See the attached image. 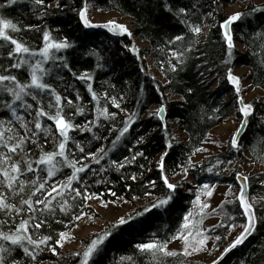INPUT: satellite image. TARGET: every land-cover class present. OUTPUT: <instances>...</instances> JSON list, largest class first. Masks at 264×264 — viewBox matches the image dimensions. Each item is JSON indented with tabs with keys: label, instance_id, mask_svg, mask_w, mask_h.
<instances>
[{
	"label": "trees",
	"instance_id": "1",
	"mask_svg": "<svg viewBox=\"0 0 264 264\" xmlns=\"http://www.w3.org/2000/svg\"><path fill=\"white\" fill-rule=\"evenodd\" d=\"M237 1L87 0L88 6L96 5L101 11H115L123 17L131 18L129 28L136 26L131 29V38H116L105 33L85 30L78 18L79 11L85 7V0H59V7L57 0H44L42 6L24 0L2 11L6 18L20 22L21 26L34 25L49 31L55 40L67 39L72 47L56 55L65 57L73 72L92 74L91 84L101 97V106L107 107L109 113L115 114L114 119L101 117L98 122L100 126L93 127L92 132L71 133L74 139L85 147L87 153L95 152L99 148H104L107 153L100 164H95L91 159H84V154L78 153L75 146L70 144V150L76 152L84 164L90 166L86 173L81 174L83 183L74 186L86 189L87 193H94L108 203L118 198L126 202L146 201V204L136 206L124 218L127 220L126 224H108L104 231L86 238L82 250L79 251L81 256L76 253L63 254L55 241L60 232L67 233L78 223L70 216L80 214L81 208L84 215H89L92 209L86 201L81 202V207L74 208L68 216L58 214L56 218L61 219L63 223L56 224L53 220L50 227L41 230L45 235H52L53 241L49 242V248L56 249L55 255L45 250L42 254L43 262L81 264L82 253L90 241L97 235L111 230L112 235L105 241L100 253L93 258L94 264H151L152 257L140 253L136 245L149 243L153 239L166 240L173 236L183 222V217L193 210V201L203 184H228L240 188L236 179L239 168L230 171L229 167L232 163L238 164L242 160H248L246 152L250 153L252 161L264 165V97H259L251 102L254 113L248 119L247 130L239 140L240 151L232 149L228 143L224 153L211 155L198 163L191 161L194 167L189 173L197 183L191 185L180 180L179 183L183 186L178 189V195L167 207L151 208L157 197L166 191L157 166L161 154L168 152L165 158L166 174L179 173L189 157L195 154L196 149L201 148L211 131L229 117L232 109L237 108L235 91L226 80L227 70L234 72L239 67H248L250 73L241 79H247L252 86L264 92V64L261 63L264 58V42L259 37V34L264 32V4H247L240 11L244 16L232 26L235 48L229 58L227 41L222 30L223 23L229 17L224 7ZM54 2L55 6L51 7ZM0 3H6V0H0ZM252 7L256 8L255 12L250 11ZM182 8L187 10L186 15L179 12ZM197 25L202 28L200 35L190 30ZM15 35H22L36 50L43 46L40 31H26ZM177 35L183 36L184 40L170 43ZM133 38L146 45L136 47ZM237 45L244 46L247 50L242 51ZM93 52L99 54V63H102L103 67L97 66V56L90 55ZM180 53L183 54L180 56L182 63H178L174 58V54ZM149 61L165 79V83L156 79L150 70ZM4 63L11 62L5 60ZM173 65L176 71H172ZM49 66L51 65H46ZM12 72L18 74L15 69H12ZM62 75L63 83L59 90L73 99L74 103L85 107V115L75 117L76 122L84 124L95 119L96 102L87 91V84L76 80L67 70H64ZM22 78H27L26 72ZM65 88L67 91H64ZM105 93L109 99L103 98ZM77 95L81 97L80 100L75 99ZM173 95L177 98L172 99ZM113 96L120 104L119 108L111 103L110 98ZM155 107L165 108V123L161 122L158 114L150 115L156 112ZM131 113L138 114L135 123H132L129 131L117 141L116 137ZM237 116L240 117L239 112ZM6 118L5 113L0 111V119ZM179 131L183 133L184 139L180 138ZM169 143L172 144L171 148L167 147ZM140 152L144 155H137L132 164L127 163L126 158L131 159ZM113 160L125 163L126 167L117 170L111 164ZM213 165L218 167L209 173L207 169ZM101 167L107 171H100ZM65 172L70 174L71 170L65 169ZM217 172L219 175L215 174ZM133 176L136 177L135 180L132 179ZM58 178L65 179L63 175ZM153 181L155 187L152 185ZM112 192L116 195L113 196ZM200 195L204 193L201 192ZM248 200L253 203L256 228L246 243L231 251L220 264H264V170L248 176ZM230 201L233 203L223 202L216 211H209L208 208L209 214L204 219L205 221L212 216L220 218L217 224L220 226L208 228L213 230L207 233L211 237H221L217 246L224 243V232L232 224L239 226L247 223L239 200L235 198ZM69 203H72L70 198ZM145 208L151 210L145 211ZM225 212L234 219L229 220L224 216ZM16 256L17 259H26L19 252ZM128 257L132 259L129 261L126 259ZM160 262L199 264L179 254L176 257L161 256ZM90 264L93 262L90 261Z\"/></svg>",
	"mask_w": 264,
	"mask_h": 264
},
{
	"label": "snow or ice",
	"instance_id": "2",
	"mask_svg": "<svg viewBox=\"0 0 264 264\" xmlns=\"http://www.w3.org/2000/svg\"><path fill=\"white\" fill-rule=\"evenodd\" d=\"M22 2L24 0H6V3H0V111H3L7 117L0 119V264H43L42 254L45 250L51 251L53 255L56 254L55 248H49V242L53 241L52 235H45L41 230L50 227L53 220L56 224L63 223L61 219L56 218L58 214L68 216L74 208L81 207V202L92 200L95 197L94 193H87L86 189L74 186L83 183L81 174L86 173L90 166L84 164L76 152L70 150V144L75 146L78 153L84 154V159H91V162L95 164H100L107 155L104 148L87 153L85 147L76 141L71 133L77 131L81 134L92 132L93 127L100 126L98 122L101 117L104 119L115 118V114L109 113L107 107L101 106V97L98 96L91 84L92 74L73 72L65 57L55 55V53L67 51L72 47L67 39L55 40L47 30H42L34 25L21 26L20 22H13L2 14L4 9ZM29 2L37 6L44 4V0H29ZM57 7H59V0H57ZM250 11L255 12L256 8L252 7ZM87 12L88 3L85 0V7L79 11L80 20L85 28L107 27V30L114 36L132 35L127 26L116 21H109L107 25L92 23ZM179 12L187 14V10L183 8ZM243 16V12L230 15L223 27L227 29L230 24L241 20ZM181 22L184 23V21ZM190 30L196 35H200L202 32L199 25L191 27ZM26 31L42 32L43 46L39 50L32 48L22 35H15ZM259 37L264 42V32L260 33ZM225 39L228 56L231 58L235 44L227 31L225 32ZM183 40V36L177 35L170 43ZM132 50L136 51L135 48ZM90 55H96L98 58L97 66L103 67V64L99 63L98 53L93 52ZM182 55V53L174 54L178 63L183 62L180 59ZM5 60L11 63L6 64L4 63ZM227 62L225 61V63ZM261 63L264 64V58H262ZM49 64L51 66L46 67ZM12 69H15L18 74H13ZM64 70L72 73L76 80L87 84V91L91 94L92 100L96 102L95 119L88 120L84 124L76 122L75 117L85 115V107L74 103L73 99L63 95L59 90L63 83L62 72ZM176 70L175 65H173L172 71ZM25 72L27 78H22ZM226 80L233 86L239 105L238 112L242 117L239 127L231 137L230 147L240 151L239 137L241 131L247 127L248 118L253 116L254 109L253 105L245 103L243 96H241L240 77L228 69ZM64 91H67V88ZM103 98L109 99L108 94L105 93ZM75 99L80 100L81 97L77 95ZM110 99L113 106L120 107V104L116 102V97L113 96ZM120 99L122 100L123 97ZM164 111L165 109L160 107L150 115H162ZM217 111L219 110L217 109ZM137 115V113L128 115L124 127L116 137L117 141L129 131L131 124L135 123ZM94 138L99 139V137ZM142 140L143 138H141ZM167 147L171 148L172 144L169 143ZM202 151H207V149H196V152ZM137 155L143 156L144 154L140 152L133 155L131 159L126 158L127 163H134ZM167 156L168 152H164L157 161L166 191L157 197L151 208L167 207L178 195V189L183 186L179 182H170L165 166ZM111 164L117 170L126 167L125 163H118L115 160L111 161ZM193 167L191 157H189L186 164L182 166L185 178ZM215 167L218 165H213L207 171L212 173ZM65 169H70V174L65 172ZM100 171H107V169L101 167ZM173 174L179 173L174 172ZM215 174L219 175V172ZM61 175L65 179H59L58 177ZM236 178L243 181L236 199L239 200L240 206L244 209L248 223L241 225L243 231L224 250V254L218 259L212 260L211 264H220L224 255L242 244L254 227L253 203L249 202L245 192L248 177L237 174ZM132 179L135 180L136 177L133 176ZM152 185L155 187V181L152 182ZM201 192L211 197L213 194L212 186L203 184L198 189L196 199L193 201V210L183 217V222L173 236L166 240L153 239L149 243L136 245L140 253H146L152 257L151 264H161V256L176 257L179 254L187 257L193 253L199 254L208 250L210 239L215 241L221 239L219 235L211 237L207 234L220 225H214L213 229L203 227L204 219L209 214L207 209L210 205L201 200ZM111 194L116 195L115 192ZM69 198L72 203H69ZM225 203L231 204L233 201L226 200ZM150 210V208H145V211ZM213 211L216 210L213 209ZM83 215L81 208L80 214L70 216V218L74 221H81ZM224 216H227L229 220L234 219L227 212L224 213ZM126 223L127 220L124 218L119 221V225ZM231 227L234 229L236 225L232 224ZM111 235L112 231L109 230L92 239L82 253L81 264H90V261L94 264L93 258L100 253L101 247ZM58 236L59 238L55 243L60 247H63V242L71 239L69 234L63 231ZM173 241L182 242L183 251L181 253L169 250V244ZM18 252L22 253L26 259H17L16 254ZM76 255L81 256V253L78 252ZM126 259L130 261L132 258Z\"/></svg>",
	"mask_w": 264,
	"mask_h": 264
},
{
	"label": "rangeland",
	"instance_id": "3",
	"mask_svg": "<svg viewBox=\"0 0 264 264\" xmlns=\"http://www.w3.org/2000/svg\"><path fill=\"white\" fill-rule=\"evenodd\" d=\"M55 2L51 4V7L55 6ZM247 4H253L260 6L264 4V0H238L235 4L228 5L224 7V11L229 16L240 12L243 10ZM88 15L90 20L93 23L105 24L109 21H117L121 24L128 25L129 22L132 21L129 17H123L119 13L115 11H101L97 8L96 5L88 6ZM136 26H132L130 29H134ZM206 31V30H205ZM203 31V32H205ZM136 47L140 48L146 45V43L139 41L137 38H133ZM237 47L246 51L247 48L241 45H237ZM57 53H55L56 55ZM149 67L151 72L154 74L156 79L165 83V79L162 75L153 68L152 64L149 61ZM250 69L248 67L242 66L237 68L233 74L240 77L246 76L250 73ZM241 96H243L245 103H250L252 100L256 98H263L264 92L252 86L250 81L247 79H241ZM233 88V87H232ZM172 99H176L177 96H171ZM158 107L154 108L156 111ZM238 106L236 109H232L230 115L227 119L223 121L218 127L213 129L207 138V140L201 145L202 149H207V151L195 152L191 156V161L193 163H198L211 155L224 153L226 151V145L230 143L231 137L233 133L236 132L239 124L241 122L240 117L237 116ZM180 138L184 139L183 133L179 131ZM246 157L248 160H242L238 164L232 163L230 164V171H234L235 168H239L238 174H242L244 176H252L258 172L264 170V165H260L254 161H252V157L250 153L246 152ZM169 178L171 183H177L180 180L185 181L186 183H190L191 185H195L196 179L191 176L188 172L187 178L183 175V170L179 172V174H170ZM213 189V194L211 197L201 195V200L203 202H207L210 207L209 211H213V209H218V207L225 202L226 200L235 199L236 196L239 195V189L236 187H232L228 184H211ZM231 189V191H229ZM97 197V196H95ZM93 198L92 200L87 201L88 206L92 209L89 215H84L81 221H78L76 226L67 232L71 239L67 242H63V247H60L61 252L63 254L68 253H77L82 250L84 245V240L90 237L93 234L100 233L105 230V227L111 223H119L121 218H125L130 212L134 210L136 206H142L146 204L145 200H135L134 202H126L122 198H118L114 202H104L100 197ZM106 204V206H105ZM220 222V218L218 216L207 218L204 221V228L208 229L217 225ZM243 231L241 225L236 226L234 229L230 227L228 230L224 232L225 241L223 244L217 246V241L214 239H210L208 242V250L201 252L199 254L193 253L191 256H187L189 261H196L199 264H211L212 260L218 259L223 253L224 250L231 244V242ZM215 237V236H212ZM215 245V247H213ZM170 251H183V244L181 241H173L169 244ZM43 264H59L58 262H43Z\"/></svg>",
	"mask_w": 264,
	"mask_h": 264
},
{
	"label": "water",
	"instance_id": "4",
	"mask_svg": "<svg viewBox=\"0 0 264 264\" xmlns=\"http://www.w3.org/2000/svg\"><path fill=\"white\" fill-rule=\"evenodd\" d=\"M83 9V8H82ZM87 15H88V12H87ZM78 18H79V22H80V24L82 25V27L85 29V30H87L88 32H99V33H105V34H108V35H110V36H113V37H116V38H131V36H128V35H123V36H120V35H112V33H110L108 30H107V27H95V28H85L84 26H83V22L80 20V17H79V14H78ZM88 18H89V15H88ZM90 19V18H89ZM91 21V20H90ZM92 22V21H91ZM117 22V21H116ZM93 23V22H92ZM117 23H119V22H117ZM94 24H97V25H107L108 23H105V24H98V23H94ZM119 24H121V23H119ZM225 24V22L223 23V25ZM235 24V22L234 23H232V24H230L229 26H228V28L227 29H225L223 26H222V30H223V33H224V36H225V32L227 31L231 36H232V26ZM122 25H125V26H127V28H128V30L131 32V29L129 28V26L128 25H126V24H122ZM132 34V33H131ZM232 86V85H231ZM233 87V86H232ZM238 107H239V105H238ZM164 108V107H163ZM165 109V108H164ZM254 113V112H253ZM158 116H159V118H160V120H161V122L162 123H165V121H166V112L164 111V113L162 114V115H160V114H158ZM250 118V117H249ZM248 118V119H249ZM247 127H248V121H247ZM247 127H245L242 131H241V135H240V137H239V140H240V138L242 137V135L246 132V130H247ZM241 176H244V175H242V174H240ZM237 179V178H236ZM237 183H238V185H239V187L241 186V183H243V181H241V180H238L237 179ZM245 192L247 193V197H248V181L246 182V184H245ZM242 208V207H241ZM242 210H243V212H244V209L242 208ZM253 213H254V217H255V223H254V227H253V230L247 235V238L244 240V242L242 243V244H240V245H238L236 248H238V247H240V246H242L244 243H246V241L251 237V235L253 234V232H254V230H255V228H256V223H257V221H256V216H255V212H254V209H253ZM245 217H246V220H247V223H248V217L245 215ZM246 223V224H247ZM230 246V245H229ZM228 246V247H229ZM227 247V248H228ZM236 248H234V249H236ZM234 249H232V251L234 250ZM231 252V251H230ZM230 252H228L226 255H224V258L230 253ZM224 254V253H223ZM223 258V259H224Z\"/></svg>",
	"mask_w": 264,
	"mask_h": 264
}]
</instances>
